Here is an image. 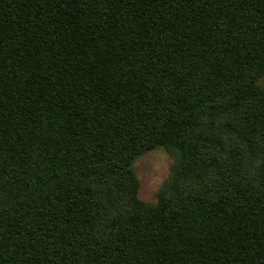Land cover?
Segmentation results:
<instances>
[{"label":"trees","instance_id":"obj_1","mask_svg":"<svg viewBox=\"0 0 264 264\" xmlns=\"http://www.w3.org/2000/svg\"><path fill=\"white\" fill-rule=\"evenodd\" d=\"M0 264H264V0H0Z\"/></svg>","mask_w":264,"mask_h":264},{"label":"rangeland","instance_id":"obj_2","mask_svg":"<svg viewBox=\"0 0 264 264\" xmlns=\"http://www.w3.org/2000/svg\"><path fill=\"white\" fill-rule=\"evenodd\" d=\"M174 156L162 147L147 151L134 160L139 179L138 196L145 202H155L158 190L169 179Z\"/></svg>","mask_w":264,"mask_h":264}]
</instances>
